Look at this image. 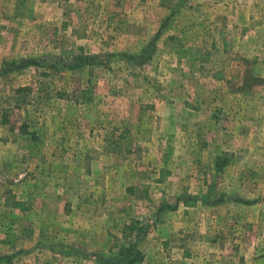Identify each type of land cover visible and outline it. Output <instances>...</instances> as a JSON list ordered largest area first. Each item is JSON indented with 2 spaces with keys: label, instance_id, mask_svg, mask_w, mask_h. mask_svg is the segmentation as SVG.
Segmentation results:
<instances>
[{
  "label": "rangeland",
  "instance_id": "rangeland-1",
  "mask_svg": "<svg viewBox=\"0 0 264 264\" xmlns=\"http://www.w3.org/2000/svg\"><path fill=\"white\" fill-rule=\"evenodd\" d=\"M239 28L264 77V0H0V264H126L135 252L141 264L167 222L177 264H264V139L237 163L248 184L233 195L248 199L210 203L230 195L210 179L234 172L196 170L212 156L195 151L193 112L182 132L156 108L174 85L183 102L209 84L196 52ZM75 56L89 62L69 69ZM243 66L244 88L261 87ZM126 227L137 231L124 240Z\"/></svg>",
  "mask_w": 264,
  "mask_h": 264
},
{
  "label": "crops",
  "instance_id": "crops-1",
  "mask_svg": "<svg viewBox=\"0 0 264 264\" xmlns=\"http://www.w3.org/2000/svg\"><path fill=\"white\" fill-rule=\"evenodd\" d=\"M245 24L246 22H244V20L239 21L241 27L245 26ZM240 28L236 33L232 31L230 34L224 33L212 36L208 42H214L217 43V45L203 48L196 52L198 55L195 58L198 60L197 62L200 63L198 67H196L198 71L207 73L206 75H208L210 83L203 85L199 81L198 84H196L198 86H193L192 84L191 86L194 87L190 88L194 93L192 100L186 99L181 102L177 98L179 95L177 92L182 90V88L178 85H174V97L166 100L163 99L156 103V108L159 110V113L160 110L165 112L164 115H162L163 119L167 120V118L170 117L168 120H171V117H173V121L179 122L180 125L181 123L184 125L180 127L182 132V129L186 128V125L183 124L186 123V121H180V117L186 115L185 111L193 112L194 121H192L191 124L192 129H194L193 137L194 139L197 138L199 141H204V143H200L199 149H195V151L199 153V157L204 154H211L212 156V160H208L210 163L205 164L201 160L197 161L196 164L200 166H197L196 170L204 171V173L206 171H210V173H214V171L217 173L234 172L231 178L227 180L210 179L207 183L209 187H222L228 190L226 195L230 193L228 196H219L216 199L207 196L209 197L207 201L210 203L248 199L249 194L246 195L244 190L240 191L243 193L233 195L235 192H238L240 188H244L248 184L245 179L239 177L242 171L241 169L243 168L237 163L244 155L248 154L246 150V146L249 144L248 141H253V144H255L256 140L264 139V84L261 85V87L251 90V92H247L243 86L245 74L243 66L244 60L250 61L252 65L251 73L254 78L261 79L264 77L256 74L255 67L258 66V62L262 59L255 57L254 53H252L254 56H250L251 54L245 51V43L249 42L246 41L248 36L244 33L245 29L242 28L240 30ZM165 40L167 39H164V43H167ZM183 55L184 56L180 55L177 50H174V52L170 54V56L174 57L178 62L184 59L188 65H191L192 60L189 57L191 54ZM232 58H235L236 62H232ZM223 152L224 154L229 153L234 157L230 159V161L228 160L229 165L220 169L217 168V170L212 165V161L216 155L222 154ZM251 153L254 152L251 151L249 154ZM203 186L206 187V184H203ZM234 186L236 187L234 188ZM202 197L206 196L203 195ZM222 197L224 198L221 200ZM252 199H257V196H254ZM227 205L232 209L235 208L237 211L242 210L245 213L244 208L240 205ZM252 207H254L257 212L262 209L259 205ZM179 214V212H176L169 215L179 218ZM232 217L234 218L235 216L233 215ZM165 225L163 224L162 227L157 226L156 231L162 235H159L160 238L156 237V240L152 238L149 243H147V252L141 264H177L173 260L175 258L173 254L176 253L179 248H182V246H180V244L177 246V244L171 240L170 236L165 238V236L172 231L171 227L168 226V222ZM242 231L243 233L245 232V230ZM163 232L167 233L164 234ZM236 241L238 243L242 242L244 245L242 239L241 241ZM257 257L261 260L264 256L260 254L257 255Z\"/></svg>",
  "mask_w": 264,
  "mask_h": 264
},
{
  "label": "trees",
  "instance_id": "trees-1",
  "mask_svg": "<svg viewBox=\"0 0 264 264\" xmlns=\"http://www.w3.org/2000/svg\"><path fill=\"white\" fill-rule=\"evenodd\" d=\"M74 33V36H76L78 39H84V34H77L75 32H72ZM87 62H89V58L88 57H84V56H75L71 59V62L70 64L68 65V68L69 69H73V68H78V67H82L83 65L87 64ZM37 64V61L36 60H32V59H28V60H20L19 63H13L11 64L10 68L6 69V68H3L2 69V73L3 74H7L9 73L10 71L12 70H20V69H23V68H26V67H29V66H32V65H36ZM258 80V78H255ZM245 83V81H244ZM248 88V87H246ZM246 91L248 92V90L246 89ZM246 92V93H247ZM87 101H90V98L88 97L85 102ZM225 163H218L216 164V167L218 169L224 167ZM137 230H135V228H128L126 227L125 228V232L122 234V238L124 240L128 239L130 237V235L135 232ZM136 254V258L133 259V260H127V263L126 264H136V263H139L141 261V257H140V254L138 252H135ZM130 255V250L126 251V259H128Z\"/></svg>",
  "mask_w": 264,
  "mask_h": 264
}]
</instances>
